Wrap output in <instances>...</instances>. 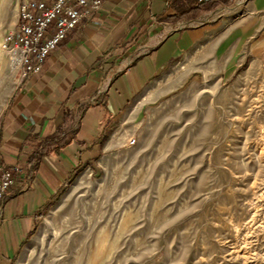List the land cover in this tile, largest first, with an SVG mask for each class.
<instances>
[{
  "label": "rangeland",
  "instance_id": "obj_1",
  "mask_svg": "<svg viewBox=\"0 0 264 264\" xmlns=\"http://www.w3.org/2000/svg\"><path fill=\"white\" fill-rule=\"evenodd\" d=\"M249 1L220 0L187 25L247 23ZM15 22V0H0V42ZM254 42L223 77L202 72L146 104L116 134L135 144L113 140L76 171L13 264H264V47ZM17 78L0 51V113Z\"/></svg>",
  "mask_w": 264,
  "mask_h": 264
},
{
  "label": "crops",
  "instance_id": "obj_2",
  "mask_svg": "<svg viewBox=\"0 0 264 264\" xmlns=\"http://www.w3.org/2000/svg\"><path fill=\"white\" fill-rule=\"evenodd\" d=\"M192 5L104 0L87 23L66 34L38 73L17 78L0 113V162L20 165L23 175L0 204V264L14 263L53 196L76 171L94 168L146 104L202 72L223 77L252 38L264 47V0L246 4L247 23L225 25L188 26L200 19L178 13ZM181 24L189 28L179 29ZM207 36L210 44L201 51Z\"/></svg>",
  "mask_w": 264,
  "mask_h": 264
},
{
  "label": "built area",
  "instance_id": "obj_3",
  "mask_svg": "<svg viewBox=\"0 0 264 264\" xmlns=\"http://www.w3.org/2000/svg\"><path fill=\"white\" fill-rule=\"evenodd\" d=\"M170 0H164L169 3ZM204 3L208 0H195ZM104 0H15L16 22L1 39L0 49L18 77L36 74L43 62L66 37L87 23ZM133 134H125L123 146L135 144ZM23 175L20 165L0 162V204L17 177Z\"/></svg>",
  "mask_w": 264,
  "mask_h": 264
},
{
  "label": "trees",
  "instance_id": "obj_4",
  "mask_svg": "<svg viewBox=\"0 0 264 264\" xmlns=\"http://www.w3.org/2000/svg\"><path fill=\"white\" fill-rule=\"evenodd\" d=\"M220 0H208L204 3H196L195 0H192L193 5L187 10V12L185 11H180L178 13V17H182L185 16L186 14H189L190 18H196L200 13L202 12H207L210 9L214 8L217 6V4L219 3ZM177 17V18H178ZM188 17V16H186Z\"/></svg>",
  "mask_w": 264,
  "mask_h": 264
},
{
  "label": "bare ground",
  "instance_id": "obj_5",
  "mask_svg": "<svg viewBox=\"0 0 264 264\" xmlns=\"http://www.w3.org/2000/svg\"><path fill=\"white\" fill-rule=\"evenodd\" d=\"M0 44H1V42H0ZM0 51H1V49H0ZM2 52V51H1Z\"/></svg>",
  "mask_w": 264,
  "mask_h": 264
}]
</instances>
